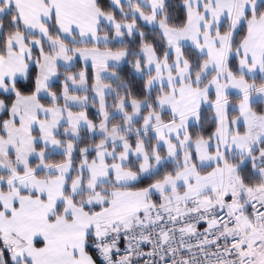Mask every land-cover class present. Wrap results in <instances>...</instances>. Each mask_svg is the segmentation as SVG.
Instances as JSON below:
<instances>
[{
	"label": "snow or ice",
	"instance_id": "6c2138e0",
	"mask_svg": "<svg viewBox=\"0 0 264 264\" xmlns=\"http://www.w3.org/2000/svg\"><path fill=\"white\" fill-rule=\"evenodd\" d=\"M0 264H264V0H0Z\"/></svg>",
	"mask_w": 264,
	"mask_h": 264
}]
</instances>
